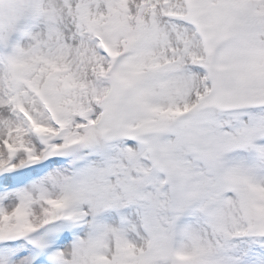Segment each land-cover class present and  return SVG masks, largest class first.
<instances>
[{"label": "snow or ice", "instance_id": "obj_1", "mask_svg": "<svg viewBox=\"0 0 264 264\" xmlns=\"http://www.w3.org/2000/svg\"><path fill=\"white\" fill-rule=\"evenodd\" d=\"M0 264H264V0H0Z\"/></svg>", "mask_w": 264, "mask_h": 264}]
</instances>
